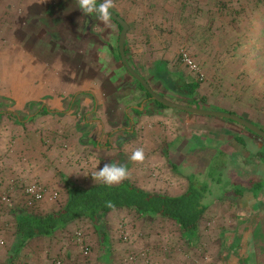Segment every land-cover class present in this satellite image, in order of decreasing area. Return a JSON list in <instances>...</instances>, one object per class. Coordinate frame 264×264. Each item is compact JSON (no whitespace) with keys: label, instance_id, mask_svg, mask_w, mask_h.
Returning <instances> with one entry per match:
<instances>
[{"label":"rangeland","instance_id":"obj_1","mask_svg":"<svg viewBox=\"0 0 264 264\" xmlns=\"http://www.w3.org/2000/svg\"><path fill=\"white\" fill-rule=\"evenodd\" d=\"M16 1L11 0V10L15 15L23 12L18 8V0ZM40 1L32 0L30 5L39 7L41 4L44 13L42 17L38 18L37 25L30 26L28 29L33 28L35 32L41 33V37L57 39L58 47L57 44L54 46V48L57 47V53L53 52V58L55 55L58 57L53 60L48 59L49 62H52L50 67H46V63L43 64L33 59L31 68L22 66L21 69L32 71L34 81L31 85L33 91L39 94L40 91L44 90L42 86H46L51 95L48 99L27 102L21 106L20 101L16 100L17 104H15L14 99L2 97V94H0V111L11 112L15 110L17 115L12 117L17 116L18 119L32 116L30 126L35 127L34 130L36 129V131L32 132L30 136L37 146L32 147L31 153L44 162L43 166L45 167L42 170L47 172L48 178L51 176L50 171L55 174V171L58 170L60 173L65 174L60 167V163L65 162V167L68 169L65 176L80 185L89 186L97 182L92 175L104 165V148L107 145L106 135L109 134V128L111 130L114 128L120 129L121 126H115V123H113V127L106 126L108 132L104 131L102 133L97 125H91L89 123L92 122L88 123L87 121L90 118H102L105 124L108 125L112 124L113 120L118 122L121 119L123 123L125 122L123 125L131 129L138 122L136 116H134L136 113L133 106L144 103L143 108L146 116L151 115L149 114L151 110L147 109L149 107L146 108L148 104L146 105L145 101L138 99V97L142 94L146 100H151V98L145 95L135 78L128 74L121 60L115 59L113 56V53L117 55V42L121 29L112 19L105 24L98 20L95 14L89 16L82 13L77 6V0ZM216 1L114 0L115 7L112 9L123 18L128 26L124 43L129 52V65L146 79L154 92L171 101L188 105V99L186 96H182L184 93L179 91L178 86L183 80H198L200 83L199 93L207 96L208 103H210L209 107L239 111L244 117H247L256 126L264 130V6L258 7L257 5L253 9V7L247 6L248 4L245 2L246 5L244 4L245 8H243L242 1L245 0H229L233 3L237 12L243 10L238 18L234 17L233 14L220 12L217 9ZM1 2L3 0L0 1V4ZM98 2H102V0H98ZM42 48H34L33 55H36L34 52L41 51L40 56L45 58L46 48L45 50H42ZM48 49L52 54L53 43L51 48L48 47ZM21 52H18L16 60L11 61L13 64L22 59L21 54L24 51ZM183 54H186L193 61L196 65L195 69L186 65L182 59ZM26 56L28 58V55ZM48 60L45 58V62ZM0 61H2L0 62V70L3 71L5 70L4 63L8 64V58ZM42 65L44 66L42 67ZM6 72H8V69ZM39 76L47 83L35 79ZM8 87V84H0V92L3 93ZM55 95L61 98H55ZM42 102L46 104L49 111L54 108L59 110L72 109L67 117L69 120L65 121L64 128L59 130V133L55 132L58 137L61 135V141H58L59 146L57 147L46 146L42 148L39 145L41 141L42 145L45 146L43 138H48L51 132L60 128L57 122L62 123L55 118V115L50 114L49 116L47 113L46 118L49 119L47 121L44 119L42 121L44 124H38L39 120L35 117H37L36 113L42 106ZM153 107H157V105L153 103ZM94 108L97 111H93ZM116 108H119V110H116ZM120 108H122V111L127 109L129 115L133 116L135 121L130 118L123 119L124 116L122 117ZM108 110H111V113L107 116L105 112ZM160 110L181 112L187 116L202 117L205 120L223 121L222 119H226L169 107H160ZM169 117L170 115L167 113L162 115L159 121L154 124L157 128L152 129V127H149V132L142 135L140 139L139 133L135 132L137 137L130 140V144L127 146H122V142L113 137L110 140L113 144L107 148V156L112 157L113 163L127 167L130 173L128 179L135 185H140L141 188L147 190L176 194L186 187L187 179L177 178L174 180L169 178L167 175L168 170L160 172V177L151 174V171L144 170L143 173L146 172V176H143L140 170L137 171V164L141 163L131 160L133 162L131 169L129 163H123L124 156H131L135 149L142 148L144 153L155 150L156 154L154 155L157 160L163 162L161 167L169 166V156L174 153L177 154L176 151L182 146L179 143L181 138L186 139L191 134L189 130L194 129L193 124L185 126V122L181 124L177 122V127L174 122L169 125ZM4 118L0 124V140L9 138L8 141L10 142V134L13 133L9 121H12L11 114H5ZM140 118L142 120L143 115ZM226 122L234 124L235 127H242L234 121ZM73 123L76 124V127ZM159 127L165 132V135L159 130ZM201 128H203L202 134L190 136L193 143L192 147L188 148L189 156L186 162L197 166V163L201 165L202 161L207 159L209 170L190 171L185 175L190 179L200 180L198 185H204L205 203L208 206V210L199 221L200 233L195 243L188 245L181 231L171 220L161 218L137 219L132 212L119 210L120 212L110 213L113 215L112 221L116 225H113L112 231L107 229L112 235L107 246L109 249L113 247L111 256L107 254L105 260L98 259L96 264H110L112 260L114 261L112 264H264V258L256 253V250L259 251V247L261 248L264 245V216L262 215L260 219L256 220L253 229H250L248 224L250 221L246 218L244 220L246 225L242 228L238 237L239 224L236 217L242 212L235 209L234 203H230V207L223 203L224 208H227L224 211L222 208L219 211L216 210L221 197L230 196L232 198V193L235 192L233 191L234 186L226 189L230 192L229 194L225 195L223 191L227 180L231 176L239 175L237 165L233 164L238 161L242 162L243 159L239 158L238 154H233V156H230V163L227 162L223 166L220 160L227 159L224 155L216 157L217 154H214L208 158V154H206L205 160L203 157H196L197 153L206 151L207 148L210 149L211 144L205 143L204 140H217L211 135L212 132L209 128L199 126L196 129L200 130ZM152 130H155V142L153 143L149 139V133ZM173 131H181L184 136L180 135L176 145L171 147L169 145L171 136L169 137V135ZM120 134L121 131L119 130L113 133V136ZM172 135L175 136V133ZM78 136H80L79 139ZM255 137L264 142V137L258 135ZM90 139L97 141L99 148L95 147L98 144L90 143ZM4 149L6 147L0 148V150ZM55 153H57V156H54ZM3 154H6V152L3 151ZM95 156L100 159L97 168L93 165L95 160L91 159ZM252 162L257 166L260 165V175L263 178L259 183H264V151L261 150L260 156L253 158ZM74 166L78 169L77 174L82 173L86 177L83 175L76 177ZM161 167L156 165L155 169L160 170ZM47 177H44L45 181L39 178L31 182L40 183L48 191H56L57 197L53 201L59 204L66 192L64 182L58 179V182L62 184V190H60L47 183ZM80 177L87 180H81ZM158 182L161 183V188L157 189L156 186H152ZM25 186L26 184L22 183L19 187L18 207L13 206L14 200L11 194L0 193V205H5L6 208L10 209V211L6 210L0 214V221L4 220L5 223V226H3L5 232L9 230L14 222V211L16 209H27L34 213H43V211H39L38 202L32 206L26 205L23 197ZM3 196L7 197V200H3ZM44 200H47V198ZM238 220L241 219L238 217ZM105 228L110 229V226L103 224L101 229ZM87 229L92 230V227L88 228V226L80 225L76 228L81 233ZM254 229H256L255 232ZM122 232L126 234V239L123 238ZM243 233L247 234V237H245L247 242L253 241L252 238L249 240V234L255 236L254 241L257 240V246H250V249L253 248V254L248 255L249 253L246 251L244 259L241 258L240 250L237 248L238 239L241 238ZM100 236L102 237V235ZM261 239L263 242H260ZM2 242L4 241L2 240ZM89 243L87 244L90 252L93 248ZM248 246L249 243L243 242L240 249L243 248L245 251L249 249ZM15 248L16 245L13 250ZM11 249L3 248L0 250V264L10 260L9 258H13V264H23V256H21L22 254L19 255L18 251H14L15 257H8L11 254ZM90 255V253L82 255L81 261L89 262L92 260L93 255ZM224 255L225 257H223Z\"/></svg>","mask_w":264,"mask_h":264},{"label":"crops","instance_id":"obj_2","mask_svg":"<svg viewBox=\"0 0 264 264\" xmlns=\"http://www.w3.org/2000/svg\"><path fill=\"white\" fill-rule=\"evenodd\" d=\"M1 1V0H0ZM14 2H17L14 0ZM41 2V1H40ZM32 0H18V8L22 10L23 12L19 14H13L11 8L12 3L11 0H3L0 4V60L1 59H7L8 58V64L4 63L5 70H0V84H8V88L4 90L2 94V97H7L8 99H14L15 101H20V105H25L27 102L37 101V100H44L48 99L51 95L50 90L46 86H42L44 90L38 92L33 91L31 83H33L32 78V71L31 70H22L21 67L24 66L25 68H31L33 66V59L37 62H41L45 64L46 67H50V64L52 62H49L50 59H54L58 56L55 55L53 58V52L57 53V47H58V41L57 39H50L46 38L45 36L41 37V33L35 32L33 28L28 29L30 26L37 25L38 18L42 17L44 11L40 4L39 7H33ZM14 24V25H13ZM41 35V36H40ZM21 36V38H19ZM40 38H39V37ZM20 39V40H18ZM53 43V49L52 54L50 49L51 44ZM57 44V47L54 48V46ZM48 45V46H47ZM47 46V47H46ZM42 48V50L46 48V57L48 61L45 62V58H42L40 56V52H34L33 55V49ZM24 51L21 56L22 59L20 61H16V64H13L11 61L16 60L18 52ZM51 54V57L49 58V55ZM8 55V56H7ZM28 55V58L27 56ZM28 59L26 61L25 59ZM24 61L23 63H20ZM2 62V61H0ZM2 64V63H1ZM44 65H42L43 67ZM8 69V72L6 70ZM42 73V72H41ZM32 78V79H31ZM35 79H39L38 81H44L43 79L39 77H36ZM145 79V78H144ZM146 80V79H145ZM37 81V80H36ZM44 83H47V81H44ZM47 85V84H46ZM92 94V93H90ZM184 97L185 95L182 94ZM144 96L141 94L138 99H142L145 101L146 105L148 104L147 109L151 110L150 116H146L145 109L143 108L144 103H142L139 106H133L134 112L136 113V122L133 126V128L129 129L126 127V125H123V121L120 119L118 122L112 121V124L106 125L105 122L102 120V118H90L87 122L91 125H97L98 128L101 129L102 133L104 131L108 132V127L112 126L113 123H115V126H121L120 129L114 128L113 130L110 129L108 132L109 134L106 135V141L107 145L104 148L105 154H104V164L105 163H113L112 157L109 158L107 148L111 147L113 144L112 141H110L113 137L114 139H117L122 142V146H127L130 144V140L136 138V133H139V139L142 135H144L146 132H149L148 128L152 127V129H155V123L159 121L162 115L169 114V125H172L171 123L174 122L175 126L177 127V122L179 124L185 122V126H188L190 124H193L194 129H190L189 132L191 133L186 139L181 138L180 142L182 146L176 151V153L169 156V166L162 168L161 165H163V162H160L157 160V157L154 155L156 154L155 150L148 151L147 153H144L145 160L141 164H137V171L140 170L143 176H146V171H151V174L158 175L157 177H160L159 173L166 172L168 170V177L176 180L177 178H185L186 173L190 171L199 172L200 170H209L208 169V160H205L206 154H208V158H210L212 155L217 154L216 157H220L224 155L227 157V159L220 160V163L223 164V166L226 165L227 162L231 159L230 156H233V154H238L239 158H242L243 161L236 162L233 165H237L239 175L231 176L227 180V184L225 187V190L223 191V194H229L230 192L226 191L227 188L234 186L232 193V198L230 196H224L219 199L218 205L216 210H222L224 211L226 208H224V205H227L230 207V203L235 204V209L238 211H241L242 213H239L238 217L241 219L238 220V217H236V220L239 224L238 229V237L241 234L240 231H242V228L246 225L244 220L246 218L249 219L250 222H248L250 229L255 228L256 220L263 215L264 216V183H259L260 180L263 178L260 175V165H255L253 161V158H256L260 156L261 150L264 151V142L257 139L255 134L252 131H247L245 128L242 127H235L234 124L226 122V120L222 119L223 121H214V120H205L202 117H190L187 116L184 113L181 112H167L166 110H160V107H153L154 101L146 100L143 98ZM55 98H61L57 95H55ZM64 98V97H62ZM138 101V100H137ZM17 104V101L15 102ZM19 104V103H18ZM17 107V106H16ZM26 107V106H25ZM120 107V105H119ZM136 107V108H134ZM20 108V106H19ZM17 108V109H19ZM46 108L48 111L46 113H42V109ZM70 108V107H69ZM156 108V109H155ZM144 109V110H143ZM72 109H66V110H59L58 108H54L49 111L46 104L42 102V106L40 107L39 111L36 113L38 124H44L42 122L44 119L47 121V113L55 115L56 119L60 122H57V125L60 128H57V131L51 132L50 135H48V138H43V143H45V146L42 145L41 141L39 145L44 148L46 146H59L58 141H61V135L58 137L55 132L59 133V130L63 129L65 126V121L69 120L67 117L69 116V113ZM96 108H94L93 111H95ZM112 110V109H111ZM110 110V111H111ZM116 110H119V108H116ZM137 110V112L135 111ZM97 111V110H96ZM109 110L106 113V115L110 114ZM120 112L122 114L123 119L130 118L133 121V116H130L127 109L122 111V108H120ZM123 112V113H122ZM1 117H0V124L2 123V120L5 119V114L10 115L11 114V120L10 121V127L13 129V133L10 134V142L8 141L9 138L0 140V148L6 147L4 150H0V193L4 194H11L13 197V206L15 207L19 206V194L20 189L19 187L22 185V183H25L26 185L29 184L34 179L42 178L43 181L44 177L49 176L47 175L45 171L42 170L44 162L40 161L39 157H34V154L31 153L32 147L36 144L33 142V138H31L32 132L36 131L34 130L35 127L30 126L31 121H27L29 118H32V116H26L23 121H16V119L12 116L17 115L16 111H0ZM174 113V114H173ZM237 114H239L244 119H247V117H244L241 112L236 111ZM4 114V115H3ZM73 114V112H72ZM162 114V115H161ZM107 115V116H108ZM141 115H143V118L141 120ZM17 117V116H16ZM147 117V118H146ZM172 117V118H171ZM7 118V117H6ZM34 118V120H35ZM110 118V117H108ZM249 118V117H248ZM167 119V118H166ZM221 119V118H219ZM18 120V119H17ZM72 120V119H71ZM147 120V121H146ZM248 120V119H247ZM249 121V120H248ZM73 122V120H72ZM130 122V121H129ZM146 122V123H144ZM48 123V122H47ZM134 123V122H133ZM76 127V124L73 123ZM130 125V124H129ZM240 125V124H239ZM57 126V127H58ZM96 126V127H97ZM108 126V127H106ZM132 126V125H131ZM159 126V125H158ZM207 127L211 130L212 136L217 140H204L205 143H210L211 146L210 149H206V151H201L200 153L196 154V157H203L205 161H202L203 163L200 165L197 163V166L188 164L186 161L188 160V148L192 147V137L197 134H202L203 128L200 130H197V127ZM242 126V125H241ZM32 127V128H31ZM93 128V127H92ZM77 130V129H76ZM121 131L120 135H114L113 133H116L118 131ZM159 130L162 131V129L159 127ZM155 130H152L149 136L150 142H155ZM163 132V131H162ZM15 133V134H14ZM165 135V132H163ZM175 133V136L172 135ZM181 131H173L171 135H169V145L175 146L176 141L178 138H180V135L183 137L184 135L181 133ZM14 134V135H13ZM105 134V133H104ZM207 134V132H206ZM259 136V135H258ZM262 137V136H261ZM80 136H78V139ZM100 138V137H99ZM98 138V139H99ZM3 141V142H2ZM211 141V142H210ZM90 143L98 144V142L94 140H89ZM149 142V144H150ZM178 142V141H177ZM38 143V141H36ZM57 143V144H56ZM161 146V145H160ZM96 148H99L98 146H95ZM164 147V146H161ZM166 147V145H165ZM84 148V147H83ZM212 148V149H211ZM221 148V149H220ZM82 149V147H81ZM3 151L6 152V154H3ZM54 156H57V153L54 154ZM195 157V158H196ZM124 164L129 163L130 169L132 165V161L130 159V155L124 156ZM174 158V159H173ZM84 159V157H82ZM92 160H99V157H93ZM58 160V159H56ZM55 160V162H56ZM64 161V160H63ZM85 162V161H84ZM49 163V162H48ZM172 163V164H171ZM230 163V162H229ZM57 164V163H56ZM60 167L62 169V172L65 173V175L68 172L67 167H65V162L60 163ZM69 165V164H68ZM95 165V163H93ZM161 167L160 170L155 169V166ZM259 167V168H258ZM75 168V175L76 177H79L80 175L85 176V174L82 173H76L77 168ZM221 168V167H219ZM223 168V167H222ZM42 170V171H41ZM139 172V171H138ZM44 174V175H43ZM50 178L47 177L48 182L53 187L59 188L60 190L62 187V184L58 182V177L51 173L50 171ZM162 177V176H161ZM81 180H87L84 178H81ZM258 182V186L255 184ZM152 186H156L155 188L159 189L162 187L161 183H157L156 185L153 184ZM257 186V187H256ZM139 187H142L139 185ZM147 190V189H146ZM156 190V189H155ZM239 190V191H238ZM153 191V190H150ZM24 197V196H23ZM21 199V198H20ZM232 199V201H231ZM48 200V199H47ZM41 200L38 202L37 206L39 207V211L47 212L51 211L53 209H57L62 204L63 200L59 204L55 203L53 200ZM224 203V205H223ZM0 214L4 213L6 210L10 211L9 208H6L5 205H0ZM17 210V209H16ZM112 212H118L117 210H114ZM110 212V213H112ZM120 212V211H119ZM259 212V213H257ZM108 213L105 217L104 224L106 226H110L109 228H105V232L107 233L108 239L112 237L110 233L107 231H112V228H114L113 225H116L113 220V215ZM4 219V217H2ZM253 218V220H251ZM236 221V222H237ZM5 226L4 220L0 221V239L3 240V244L0 245V250L3 248L10 250L11 252L18 251V254L23 256V264H55L56 259H60L62 261V264H96L98 259H106L107 254L111 256V251L113 250V247L107 248V245L105 246L104 250H100V244L103 241L100 234H97V232H94L93 230L87 229L83 233H81V241L77 240V237L75 235V231L78 224L71 223L69 224L66 229L59 233L58 235L50 236V237H35L27 241L21 248H18L16 246L15 250H13V247L16 245V238H15V229H14V223L9 228L8 231L5 232ZM256 229H254L255 232ZM109 234V235H108ZM233 235V234H232ZM247 237L246 233H243L241 235V238L238 239V245L237 248L240 250V256L242 259H244L245 252L247 251L250 254H253V248L250 249V246H257V240L254 241V235L249 234L248 237L249 240L252 238L253 241L250 240V242H247L245 239ZM93 248L89 253L93 255L92 260L89 262H82V255L80 249V243L87 244ZM249 243V249H240V245L242 243ZM252 242V243H251ZM260 242H263L262 239ZM106 243V242H104ZM109 243V242H108ZM112 243V241H111ZM251 243V244H250ZM88 245V244H87ZM261 245V244H260ZM232 246V245H231ZM255 249V247H254ZM237 250V251H238ZM264 245L263 247H259V251L256 250L257 255H260L261 258H264ZM261 252V253H260ZM15 254V253H13ZM90 255V256H91ZM15 256V255H14ZM231 256V254H230ZM234 256V255H233ZM10 257V256H8ZM225 257V255L223 256ZM116 259V258H115ZM256 259V258H255ZM7 262V261H6ZM5 262V263H6ZM114 263L112 262L110 264ZM13 264V263H12Z\"/></svg>","mask_w":264,"mask_h":264},{"label":"trees","instance_id":"obj_3","mask_svg":"<svg viewBox=\"0 0 264 264\" xmlns=\"http://www.w3.org/2000/svg\"><path fill=\"white\" fill-rule=\"evenodd\" d=\"M245 2L248 4L247 6L253 7V9L257 5L258 7L264 6V0H245L242 1L243 8H245ZM216 3L218 5L217 9L220 12L233 14L235 15L234 17L240 16L241 11H243L239 10L240 12H237L235 6L233 3L229 2V0H217ZM110 10L114 11L113 9ZM114 12L119 15L116 11ZM110 19L112 18L110 17ZM230 20H232V18H230ZM113 21L118 25L119 29H121V26L115 20ZM124 54L128 63H130L129 52L125 43ZM113 56L115 59H120L118 51L117 55L113 53ZM135 81L144 91L145 95L151 98L147 90L136 79ZM199 85L200 83L198 80H183L179 84L178 89L185 94L189 102L188 105L209 110L226 111L240 116L231 109L209 107L210 103H208L207 96L199 93ZM152 101H154L157 107L168 108L158 101ZM47 111L46 108L42 109V113H46ZM135 111L137 112V110ZM15 119L20 122L25 118L18 119V117H15ZM31 120L32 118H29L27 121ZM224 120L232 121L230 119ZM248 120L253 123L250 119ZM242 127L247 129L244 126ZM55 175L63 180L66 189L62 199L63 202L59 208L44 213H34L27 209L14 211L13 223L16 246L18 248H21L27 241L35 237L58 235L63 232L69 224L76 223L78 226L84 225L88 226V228L91 226L94 232L102 235L103 241L100 244L101 250L106 245L108 246L109 242L107 233L105 229H101V226L106 221V215L114 210H128L132 212L137 219L146 220L161 218L171 220L181 231L187 244L193 245L200 233L199 221L208 210V206L205 203L206 196L204 185H198L200 180L198 181L196 178H188L186 187L179 193L169 194L166 192L146 190L135 185L129 179L124 180L118 185L112 186L106 185L100 181L89 186H83L70 180L65 174L60 173L58 170L55 171ZM255 184L257 186L259 185L258 182ZM74 231L76 235V232L79 230ZM10 253V257H15V254H13L15 252ZM9 259L10 260L4 264H12L13 258Z\"/></svg>","mask_w":264,"mask_h":264},{"label":"water","instance_id":"obj_4","mask_svg":"<svg viewBox=\"0 0 264 264\" xmlns=\"http://www.w3.org/2000/svg\"><path fill=\"white\" fill-rule=\"evenodd\" d=\"M109 11H110V17L121 26V30H120V33L118 36V42H117V47H118L121 63L123 67L125 68V70L128 72V74L132 76L133 78H135L147 90L152 100L158 101L161 104L169 108H174V109L191 112L195 114H200V115H209V116H216V117L230 119L246 127L247 129L254 132L255 134L264 137L263 129L259 128L258 126L244 119L241 116H238L236 114L226 112V111L209 110V109H204V108H198L195 106L180 104V103L171 101L169 99H166L160 96L159 94H157L156 92H154L149 86V84L147 83V81L129 65L126 59V56L124 54V38H125V34L128 28L126 22L119 15H117L114 11L112 10H109Z\"/></svg>","mask_w":264,"mask_h":264},{"label":"clouds","instance_id":"obj_5","mask_svg":"<svg viewBox=\"0 0 264 264\" xmlns=\"http://www.w3.org/2000/svg\"><path fill=\"white\" fill-rule=\"evenodd\" d=\"M43 2V0H41ZM77 6L82 13L86 15L95 14L96 18L101 22L107 24L110 21V9L115 7L114 0H77ZM130 159L137 163H143L145 160L144 150L142 148L135 149ZM99 160L95 161V167L99 164ZM130 173L125 165L116 163H105L103 167L99 168L93 175V179L103 182L106 185H118L124 180L128 179Z\"/></svg>","mask_w":264,"mask_h":264},{"label":"built area","instance_id":"obj_6","mask_svg":"<svg viewBox=\"0 0 264 264\" xmlns=\"http://www.w3.org/2000/svg\"><path fill=\"white\" fill-rule=\"evenodd\" d=\"M183 61L186 63V65H188L190 68L195 69L196 65L193 63V61L186 55L183 54L182 56ZM24 192V201L26 203L27 206H32L35 203L44 200V199H48V200H53L57 197V192L56 191H48L43 185H41L40 183L34 181V182H30L29 184H27L23 190ZM3 200H7V197L3 196L2 197ZM123 233V232H122ZM123 238L126 239L127 236L125 233H123ZM76 237L77 240L81 241V232H76ZM2 240L0 239V245L2 244ZM80 249L81 252L83 253V255H88L89 254V247L86 244H81L80 243ZM131 259H133V257H131ZM55 264H62V261L60 259H56Z\"/></svg>","mask_w":264,"mask_h":264}]
</instances>
